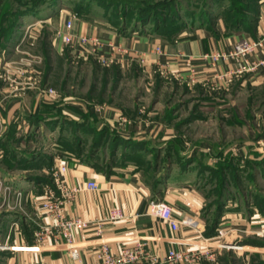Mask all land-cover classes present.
<instances>
[{
	"label": "rangeland",
	"instance_id": "rangeland-1",
	"mask_svg": "<svg viewBox=\"0 0 264 264\" xmlns=\"http://www.w3.org/2000/svg\"><path fill=\"white\" fill-rule=\"evenodd\" d=\"M43 1L46 0H0V20L5 19V29L0 30V82L15 87L34 81L42 97H49L50 102L40 103L37 118L27 123L26 129H15L0 146V218L5 220L3 226L0 223L1 237L9 229L14 206L22 201L7 188L6 178L53 174L47 164L56 148L49 147L66 137L50 132L53 115L79 121L85 112L110 107L143 126L150 121L168 124L182 143L187 142V150L209 151L206 156L200 153L198 160L219 169L228 167L225 176L233 205L244 213H255L259 223L257 233L252 234L232 232L231 227L225 240L239 248L252 241L264 247V228L260 226L264 225V76L258 80L235 76L221 85H186L173 78L146 74L134 63L123 66L99 53L78 56L69 47L57 46L53 36L61 28L54 20L55 14L63 10L71 20L84 16L102 25L116 22L113 24L126 28L125 32L133 29L156 34L152 31L157 23L174 29L178 24H187L188 16H195L207 0H57L55 9L39 17L19 16L21 11L34 4L42 5ZM237 1L210 0L214 6L208 15L226 24L231 10L236 16L244 12ZM43 151L46 165L37 168L31 161ZM201 179V183L214 185L219 178H210L206 170ZM6 237L0 243L9 246ZM248 238L253 239L245 240ZM211 243L217 245L215 241ZM239 248H219L213 259L197 264H264V251Z\"/></svg>",
	"mask_w": 264,
	"mask_h": 264
},
{
	"label": "crops",
	"instance_id": "crops-1",
	"mask_svg": "<svg viewBox=\"0 0 264 264\" xmlns=\"http://www.w3.org/2000/svg\"><path fill=\"white\" fill-rule=\"evenodd\" d=\"M257 5L258 14H264V0H260ZM67 14L64 10L55 14L54 20L60 23L61 28L64 21L69 19ZM71 23L73 34L98 39V53L113 62H119L123 66L134 63L146 74H157L186 85L197 86L221 85L223 82L217 81L215 75L235 68L236 65L230 61L211 66L208 61L202 60L201 56L213 51L229 50L236 40L246 35L243 32L225 34L219 20L213 25L214 31L204 27L196 28L191 32L183 31L172 40L161 38L149 31L119 32L110 25L104 26L90 18L80 17L71 20ZM109 45L118 48L111 51ZM92 46L90 43L81 47L83 53L91 52ZM156 47L161 48L162 54L154 53ZM262 56L263 51L256 54L258 58ZM140 58L142 63L139 62ZM247 76L258 80L264 74ZM48 98L42 97L39 88L34 86V81L19 86L16 84L15 87L0 82V146L11 128L26 129L27 123L33 119L38 108L42 107L40 103H50ZM78 122H81L82 126L77 129L76 134L83 135V138H80L83 151L77 154L69 149L64 150L57 139L49 147L56 149L52 151L54 153H51L47 165H51L50 169L59 165L65 166L63 180L66 187L82 185L87 180H93L98 189H85L76 193L64 206L65 216L82 220L103 219L113 209H121L123 214L119 221L105 222L100 237L96 236L92 229L75 235L83 263L96 262L98 246L103 242H107L111 253L118 254L122 248L142 240L146 242L149 252L157 255L159 261L163 260L167 251L172 248L195 249L203 243L206 220H209L214 212V207H209L212 205V197L206 196L209 185L201 184V172L191 169L188 162L184 167L178 163L171 164L166 174V169L164 170L161 164L170 160H180L183 164L185 159H194L196 154L200 153L206 156L209 151L204 148L198 151L187 150V142L182 141L176 150L172 141L177 137L171 132L168 124L150 121L143 126L136 120L126 118L118 108L107 107L85 112L83 119ZM64 130L55 126L50 132L56 131L58 135L61 133L69 138L73 128ZM96 141L99 147L94 153L88 154L92 143ZM43 153L45 152H38L37 158L31 161V164H36L37 168L45 167ZM155 154L159 167L153 171L139 165V161L136 162L142 157L141 162L150 163ZM163 174L165 176H162ZM50 176L37 175L31 179L21 175L6 178L5 185L13 193H19L22 201L20 205L14 206L13 214L9 215V229L4 232L3 238L0 234L2 241L8 236L10 246L5 252L0 251V264H73L62 240L54 244L50 241L37 244L33 237L43 223L40 218L39 200L47 191L53 192L56 197L60 195L53 175ZM214 186L210 188L215 189ZM152 198L161 199L171 206L174 217L180 222L178 230L171 232L164 223L147 215L148 201ZM185 217L194 222L195 226H185L182 223ZM256 218L255 213L250 210L244 213L236 204L233 205V200L228 197L217 228L233 227L232 232L257 233L255 229L259 222ZM1 220L3 219L0 218L3 226L5 220ZM260 226L264 228V225ZM242 244L241 249L244 250L264 251V247Z\"/></svg>",
	"mask_w": 264,
	"mask_h": 264
},
{
	"label": "built area",
	"instance_id": "built-area-1",
	"mask_svg": "<svg viewBox=\"0 0 264 264\" xmlns=\"http://www.w3.org/2000/svg\"><path fill=\"white\" fill-rule=\"evenodd\" d=\"M71 28V19H67L64 21L63 27L55 31L54 37L58 40L60 47H69L76 55L80 56L83 53L81 47L91 43L93 45L91 52L98 54L97 48L100 47L98 39L88 38L84 35L77 36L71 32ZM255 34V38L248 34L239 38L232 44L229 50L213 51V53L201 56V59L208 61L211 66L220 62L231 61L236 63L235 68H230V70L216 74L217 81L229 82L235 76L264 74V14L258 15ZM109 46L111 51L118 48L112 45ZM259 51H263V56L258 58L256 54ZM154 53L162 54L161 48H154ZM139 62H143L142 58L139 59ZM65 171L64 165L52 168L53 181L59 189L60 195L56 197L53 192L47 191V194L39 200L40 218L43 223L40 224L39 229H37L33 237L37 244H43L46 241L53 242L54 244L62 240L73 260V264H85L78 252L79 248L75 241V235L82 234L87 229H92L94 234L100 237L103 224L108 221H119L123 217V214L121 209H113L103 219L82 220L74 217L67 218L64 213L65 204L76 193L85 189L97 190L98 187L93 180H87L82 185H70L66 187L63 180ZM17 195L20 196L19 193ZM147 209V215L164 223L169 231L175 232L178 230L180 222L174 217L172 208L167 202L152 198L148 201ZM182 223L185 226H195V223L186 217ZM229 232H231L230 229L219 226L213 237H202L203 243L197 248H172L167 251L161 261H159L156 254L149 252L146 242L142 240H138L129 247L122 248L118 254L111 253L107 242H103L98 246L96 262L94 264H197L203 261V259H213L215 252L219 248L236 251L234 249L236 244L225 240ZM212 241H215L217 245L214 246L211 243ZM9 248L6 244L2 245L0 243V251H5Z\"/></svg>",
	"mask_w": 264,
	"mask_h": 264
},
{
	"label": "trees",
	"instance_id": "trees-1",
	"mask_svg": "<svg viewBox=\"0 0 264 264\" xmlns=\"http://www.w3.org/2000/svg\"><path fill=\"white\" fill-rule=\"evenodd\" d=\"M259 1L260 0H242V1L238 0L237 4L242 6L244 12L242 15H238V16H236V14H232L233 10H231L229 12L231 14H230V16H228V18H229L228 23L222 24L223 29H224V33L229 34V33L243 32V33H246L249 36L255 38L256 37L255 25H256V22L258 19V15H259L257 4ZM42 3H43L42 5L34 4L30 7H28L25 11H21L19 16H25V15H29V16L35 15L36 16V15H38V17H39L40 15H42V13H46L47 10L51 11V10L55 9V4L57 3V0H46V1H43ZM213 6H214V4L211 5L210 0H209V2L207 0V3H205L204 7L201 10H199L195 16H188V23L187 24H183V25L178 24L177 29H174V28H166L165 24L160 25L157 23L156 27L153 29L152 32H155L157 34V36H159L161 38H166L168 40H172V39L176 38L179 35V33L183 32V31L191 32L196 28L204 27L209 31H214L213 25L217 19H212V16L208 15L209 9H212ZM82 18L88 19V17H84V16H82ZM4 21H5V19L2 17L0 20V27L2 26L0 29L1 32H3L5 29L3 26ZM119 22L122 23V25H123V23H125V21H122V20H119ZM141 22H142V24L146 23V22L143 23V21H141ZM113 23L116 24V22H113ZM113 23H109V25L112 28L115 26ZM114 28H116L119 32H125L126 31V28L120 29L119 26H115ZM130 30L133 31V29H130ZM53 116H54V118L52 119V121H50V125L53 126V128L55 126H59L61 130L66 129L67 127L73 128V130H71V132L69 134V138H68V136L60 138L59 142L61 143V147L64 150H68V149L72 150V151H74V153H77V154L79 152L81 153L83 151L82 150L83 148L80 145L81 144L80 138H77V134H76L77 129H79L82 126L81 122H78L75 120L67 121L65 118H63L62 116H59V115H53ZM36 118H37V116L35 114L32 120H34ZM62 122L65 123L66 125L63 124ZM14 130H15L14 128H11L10 133L8 135H6L7 139L10 138V135L12 132H14ZM180 141L181 140H179L178 138L174 139L172 141L173 148L178 150L177 145H179ZM93 143H92V145H93L92 148L88 150V154L94 153L95 149L97 147H99V143H97V141H96V143H94V144ZM2 146L3 145L1 143V148H2ZM156 157L157 156L155 154L153 157V161H150V163H144L143 161L141 162L140 159L142 157H139L136 160V162L139 161L138 162L139 165H144L147 168H149V170L153 171L158 166ZM199 157H200V155L196 154L194 159H185L183 164L180 162V160H177L174 162L170 160L167 162H162L161 165L163 166L162 168H164V170L166 169L165 174L170 170L169 167L171 164L178 163L184 167L186 162H188V165L193 164L192 165L193 167H191L192 169H196V170H199L201 172L202 175H201L200 179L203 177V173L206 170H208V175L210 176V178L213 177V179L216 180L217 176H218L219 179H218L217 183L214 184L215 189L209 188L206 190V196L212 197L211 198V200H212L211 204L212 205H210L209 207H212V206L214 207V210H213L214 212L212 213V216H210L209 220H206L205 228L203 231L205 237L209 238V237H213L216 234L215 231L218 227V224L220 223L221 212L224 208L226 199L228 197H230V194L228 191V189H229L228 179H227V176H225L227 174L226 171H229V169L226 166H223V168L220 167V169L218 167L216 168L214 166H209L206 163L198 160V159H200ZM165 174H163L162 176H165ZM201 184L213 186V185L206 184V183H201ZM247 244L251 247L254 245H255L254 247H262V245L257 244L253 241L249 242ZM247 244L243 243L242 245H247Z\"/></svg>",
	"mask_w": 264,
	"mask_h": 264
},
{
	"label": "bare ground",
	"instance_id": "bare-ground-1",
	"mask_svg": "<svg viewBox=\"0 0 264 264\" xmlns=\"http://www.w3.org/2000/svg\"><path fill=\"white\" fill-rule=\"evenodd\" d=\"M236 248H239V247L236 246L234 249H236ZM260 248H262V247H260ZM232 249H233V248H232ZM239 249H241V248H239ZM256 249H257V248H256ZM254 250H255V249H254ZM259 251H260V249H259Z\"/></svg>",
	"mask_w": 264,
	"mask_h": 264
}]
</instances>
